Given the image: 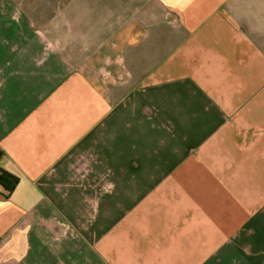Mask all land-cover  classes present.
<instances>
[{
	"label": "crops",
	"instance_id": "1",
	"mask_svg": "<svg viewBox=\"0 0 264 264\" xmlns=\"http://www.w3.org/2000/svg\"><path fill=\"white\" fill-rule=\"evenodd\" d=\"M0 264H264V0H0Z\"/></svg>",
	"mask_w": 264,
	"mask_h": 264
},
{
	"label": "trees",
	"instance_id": "2",
	"mask_svg": "<svg viewBox=\"0 0 264 264\" xmlns=\"http://www.w3.org/2000/svg\"><path fill=\"white\" fill-rule=\"evenodd\" d=\"M18 177L11 174L10 172L3 170L0 167V186L5 188L7 191L6 195H9L17 186L18 184Z\"/></svg>",
	"mask_w": 264,
	"mask_h": 264
}]
</instances>
